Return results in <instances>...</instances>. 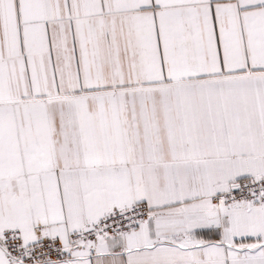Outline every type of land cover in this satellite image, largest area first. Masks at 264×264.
I'll list each match as a JSON object with an SVG mask.
<instances>
[{
	"label": "snow or ice",
	"instance_id": "obj_1",
	"mask_svg": "<svg viewBox=\"0 0 264 264\" xmlns=\"http://www.w3.org/2000/svg\"><path fill=\"white\" fill-rule=\"evenodd\" d=\"M0 264H264V0H0Z\"/></svg>",
	"mask_w": 264,
	"mask_h": 264
}]
</instances>
